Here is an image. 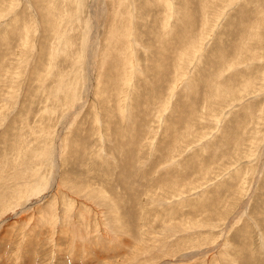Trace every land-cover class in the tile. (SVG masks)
<instances>
[{
	"label": "rangeland",
	"instance_id": "rangeland-1",
	"mask_svg": "<svg viewBox=\"0 0 264 264\" xmlns=\"http://www.w3.org/2000/svg\"><path fill=\"white\" fill-rule=\"evenodd\" d=\"M0 264H264V0H0Z\"/></svg>",
	"mask_w": 264,
	"mask_h": 264
}]
</instances>
